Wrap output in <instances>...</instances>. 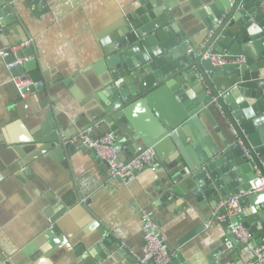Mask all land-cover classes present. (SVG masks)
I'll list each match as a JSON object with an SVG mask.
<instances>
[{
    "label": "crops",
    "instance_id": "obj_1",
    "mask_svg": "<svg viewBox=\"0 0 264 264\" xmlns=\"http://www.w3.org/2000/svg\"><path fill=\"white\" fill-rule=\"evenodd\" d=\"M211 4L210 0H0V9H11L0 20L15 17L0 25V51L10 43L32 39L25 48L37 64L26 74L32 77L39 70L44 84L27 99H19L12 71L0 56V264H140L135 253L144 244L143 211L158 222L173 253L170 264L253 262V248L264 239L263 206L251 205L250 195L244 196L231 216L250 219L255 230L249 244L239 241L224 222L210 220L217 205L214 194L223 191L231 197L238 191V178L232 175L235 165L228 168L225 161L217 162L233 144L218 127L217 115L194 103L197 96L188 80L179 85L185 88L184 103L177 100L189 119L178 128H169L174 115L160 110L159 95L152 97L153 107L144 102L134 110L138 129L156 139L162 160L137 172L134 180L124 183L112 177L95 151L76 139L87 127H93L96 137L104 135L92 119L118 110L111 73L115 64L123 68L129 59L122 41L130 26L126 13L139 7L146 16L171 13V25L180 24L184 34L196 38L199 24L213 12ZM250 4L261 6L258 0ZM152 21L144 19L141 26ZM256 24L254 19L236 22L225 45L247 46L248 55L256 60L264 48V31L255 38L249 31ZM179 59L180 54L159 64L153 58L137 62L143 70L127 87L136 90L150 79L155 87L175 83L164 75L163 67ZM241 100L248 112L261 109L259 98L251 94ZM119 124L123 125L119 163L124 164L132 157L131 138L137 129L123 120ZM227 132L231 139L233 130ZM51 135L60 141L49 140ZM62 141L76 147L69 151ZM215 162L207 173L205 165Z\"/></svg>",
    "mask_w": 264,
    "mask_h": 264
},
{
    "label": "water",
    "instance_id": "obj_2",
    "mask_svg": "<svg viewBox=\"0 0 264 264\" xmlns=\"http://www.w3.org/2000/svg\"><path fill=\"white\" fill-rule=\"evenodd\" d=\"M250 1L210 0L213 12L209 16L204 17L203 22L199 24L198 33L200 36L196 38L188 32L184 34L180 24L172 26L170 21L174 19V16L171 13L168 17H157L154 13L146 16L139 6L138 9L126 13L125 22L130 26L124 36H122V41L124 51L129 59L124 62L123 68L115 64L116 70L111 73V82L113 84L111 91L116 99V102L113 103L118 107V110L115 114L106 112L103 116H97L92 119V122L97 123L95 124L96 126H100L104 135L113 134L118 146L121 145L123 140L121 133H119L123 126L119 124L120 120H123V123L127 126L134 125L136 127V135L131 138L133 147L130 161L148 149H154L155 153L152 156L154 162L158 163L161 160L159 159L160 155H157L160 153V147H158L156 139L150 135L147 137L138 129L134 110L144 102L153 107L151 99L159 95L160 97L157 101H159L160 110L174 115L169 120V128H178L183 120L189 119L188 114L179 110L177 100L179 99L184 103L185 98L182 92L185 88L179 85L184 84V80H188L191 87L195 89L197 96V99H194V103L198 104L197 106L202 104L210 114L214 113L217 115L218 127L226 133L228 141L233 144L232 147H228L225 150L224 158L219 157L217 161H225L228 168H233L235 165L232 175L238 178V187L236 188L238 191H233L232 194H237L239 189H248L250 182L256 176L257 169L264 176V48L261 49L258 58L255 60L253 56L248 55L247 46L234 49L230 43L229 46L225 45L227 41L226 34L241 19L244 21L251 19L257 21L258 24L249 28L251 33L254 32L252 38L256 37V33H260L261 26L259 23L262 24L260 17L262 10L261 0H258L261 6H254L250 4ZM147 8H151V6L147 5ZM10 12L9 6H3L0 9V15L2 16L4 13ZM4 19L0 20V25L10 23L15 17L11 15L10 20L6 17ZM144 19H153V21L149 22L150 25L148 27H143L141 23H143ZM248 24L250 25V23ZM167 28L170 33L167 32ZM262 30L264 31V28ZM146 32H148L147 37H144L143 34ZM25 40H28V38ZM14 44L15 42L10 43L9 46ZM262 45L264 47V39ZM27 49L23 48L6 56L7 64L14 62L17 58L32 55ZM206 53L228 54L230 62L225 65H215L210 58H205ZM178 54L181 55L178 63L175 61V64L165 63L167 67H163L164 75L173 79L175 83L169 81L162 86L155 87L156 85L154 86L152 84L153 81L150 79L142 82L141 87L138 86L136 90L127 87L129 81L143 70L142 67L137 66V62L142 63L153 58L159 64L172 59V55ZM243 54L245 55L244 60L239 61ZM36 64V60H29L12 68V74L13 76L26 74V70L35 68ZM125 73L127 75H124ZM32 78L34 81H42L40 71L33 72ZM159 79L161 78L159 77ZM178 86L181 91H178ZM43 88L44 84H41L31 87V91L35 92ZM249 94L252 97L259 98L261 109L256 113L248 112L242 104L241 98ZM19 99L21 98L19 97ZM189 109L192 110L191 107ZM187 112L189 113V110ZM254 115L255 117H253ZM188 123L191 122L189 121ZM228 129L233 130L231 139L228 136ZM180 132L181 130H178V133ZM93 137L96 136L93 134ZM48 139L54 142L60 141L58 135H51ZM78 141L76 145L79 146ZM60 144L69 151H73L76 147L69 141H62ZM217 162L212 165H205L204 168L207 173ZM170 175L174 176V173H170ZM173 192L176 194L180 193L178 190ZM229 196L230 194H225V192L221 191L214 194L215 202L218 204L222 200L228 199ZM248 199L251 205L261 203L264 209V193H253ZM52 221H55V217L52 218ZM249 221L250 219H243V216L239 214L235 218L229 217L224 221V224L229 227L234 223H242L252 235L255 229L250 227ZM54 231L56 230L54 229ZM261 242L264 243V239ZM116 243L118 244L117 240ZM135 254L138 259L142 258V249Z\"/></svg>",
    "mask_w": 264,
    "mask_h": 264
},
{
    "label": "built area",
    "instance_id": "obj_3",
    "mask_svg": "<svg viewBox=\"0 0 264 264\" xmlns=\"http://www.w3.org/2000/svg\"><path fill=\"white\" fill-rule=\"evenodd\" d=\"M264 8V0H261ZM32 39L15 43L0 51V56L6 57L15 53L18 50L31 45ZM205 58H210L215 65H225L230 62L228 54H211L206 53ZM31 57L17 58L14 62L8 63L9 69L21 65L29 61ZM244 60L243 57L239 61ZM43 84L42 81H34L32 77L27 74L16 75L12 77V85L16 90L18 97L27 99L32 95L31 87ZM264 93V88H263ZM93 127L85 128L77 137L84 146L95 151L98 158L105 162L109 168L110 175L118 178L124 183L130 182L136 178L137 172L154 167L152 156L154 154L152 149L141 153L130 162L119 163L120 147L116 144L113 134H105L99 137H93ZM246 153V152H245ZM264 193V176L260 170H256L255 178L250 182L248 189H241L237 194L228 199L219 202L212 210L210 220H217L220 222L226 221L229 217L234 215L240 207L241 198L251 195L253 193ZM143 230L145 244L143 246V256L139 258L140 264H169L173 253L169 251L165 245V239L160 231V227L155 218L149 213L143 211ZM211 222V221H210ZM231 233L241 242L250 243L251 234L249 229L242 223H234L229 226ZM255 260L250 264H264V243L258 244L253 248Z\"/></svg>",
    "mask_w": 264,
    "mask_h": 264
}]
</instances>
